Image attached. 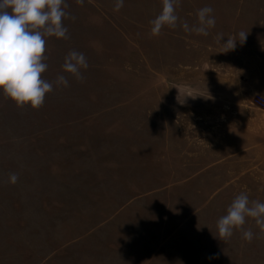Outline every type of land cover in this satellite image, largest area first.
Here are the masks:
<instances>
[{"label":"rangeland","instance_id":"obj_1","mask_svg":"<svg viewBox=\"0 0 264 264\" xmlns=\"http://www.w3.org/2000/svg\"><path fill=\"white\" fill-rule=\"evenodd\" d=\"M66 3L75 19L68 39L45 37L41 76L68 86L38 109L0 90V264H264L252 218L251 243L216 237L236 195L264 202L251 77L264 0H180L177 26L155 36L162 0ZM205 6L215 27L185 32ZM71 50L87 57L82 81L62 71Z\"/></svg>","mask_w":264,"mask_h":264},{"label":"clouds","instance_id":"obj_2","mask_svg":"<svg viewBox=\"0 0 264 264\" xmlns=\"http://www.w3.org/2000/svg\"><path fill=\"white\" fill-rule=\"evenodd\" d=\"M83 5L84 0H76ZM180 0H162L160 13L150 21L152 35H159L164 26L175 28L178 16L176 7ZM66 0H0V90L17 106L28 105L40 108L47 93L56 86L67 87L68 79L58 74L54 82L42 78L48 65L46 60L45 37L68 39V28L63 21L75 19L66 11ZM123 7V0H116L115 10ZM213 9L205 6L198 9V26L190 27L187 22L181 26L185 32L208 35V29L215 27L216 20L211 15ZM239 38H227L223 52L236 47V42L246 41V32H240ZM223 36H218L221 41ZM84 53L71 50L64 57L62 71L71 74L77 80H83L81 70L88 68ZM191 96V95H190ZM18 176L10 174L9 181L16 183ZM246 218H252L264 235V202L249 200L246 193L236 195L226 209V214L216 221L217 236L226 241L233 230H241V239L251 243L255 234L244 229Z\"/></svg>","mask_w":264,"mask_h":264},{"label":"crops","instance_id":"obj_3","mask_svg":"<svg viewBox=\"0 0 264 264\" xmlns=\"http://www.w3.org/2000/svg\"><path fill=\"white\" fill-rule=\"evenodd\" d=\"M259 30L260 39L255 41L257 50L251 56L254 61L257 62L255 70L252 71V78L259 81L256 84V91L264 93V26L257 25L256 27Z\"/></svg>","mask_w":264,"mask_h":264},{"label":"built area","instance_id":"obj_4","mask_svg":"<svg viewBox=\"0 0 264 264\" xmlns=\"http://www.w3.org/2000/svg\"><path fill=\"white\" fill-rule=\"evenodd\" d=\"M252 100L256 103V104H261L264 106V95L260 94V93H255V95L253 96Z\"/></svg>","mask_w":264,"mask_h":264}]
</instances>
